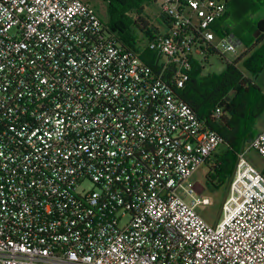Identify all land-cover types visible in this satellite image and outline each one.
I'll return each instance as SVG.
<instances>
[{"label": "built area", "instance_id": "built-area-1", "mask_svg": "<svg viewBox=\"0 0 264 264\" xmlns=\"http://www.w3.org/2000/svg\"><path fill=\"white\" fill-rule=\"evenodd\" d=\"M160 8L168 27L138 51L83 0H0V264H264V171L247 157L264 159V129L215 226L191 182L224 139L180 90L195 61L242 45L218 26L227 2Z\"/></svg>", "mask_w": 264, "mask_h": 264}, {"label": "trees", "instance_id": "trees-1", "mask_svg": "<svg viewBox=\"0 0 264 264\" xmlns=\"http://www.w3.org/2000/svg\"><path fill=\"white\" fill-rule=\"evenodd\" d=\"M151 1L158 0H110L109 19L104 23L112 32L118 34L119 40L125 46L139 51L141 44L147 43L155 34L168 27L169 18L161 8L154 22L143 16L145 4ZM233 1L239 6L236 17L241 22L233 33L245 45H248L247 41L254 35L260 41L264 39V17L258 21L251 18L257 13L255 1L231 0ZM130 12L135 16H130ZM230 15L228 6L227 13L223 20L218 22V26ZM151 57L149 51L142 54V58L150 64ZM240 60L241 58L227 62L225 70L219 75H203L205 66L195 61L189 81L180 90L181 98L200 118L206 119L209 127L216 130L224 139L222 146L212 156L214 166H209L210 171L207 174V183L214 188H219L223 184L230 186L236 169L237 154L245 143H250L256 137L251 133L250 126L264 112V96L259 92L258 86L244 77L238 67ZM257 65V61L253 62V55L243 61V66L256 75L261 67ZM217 107L222 109V114L218 119H214L212 115Z\"/></svg>", "mask_w": 264, "mask_h": 264}, {"label": "rangeland", "instance_id": "rangeland-1", "mask_svg": "<svg viewBox=\"0 0 264 264\" xmlns=\"http://www.w3.org/2000/svg\"><path fill=\"white\" fill-rule=\"evenodd\" d=\"M90 3L96 8L100 18L104 21H108L109 19V11H110V0H89ZM238 1V0H237ZM258 1V10L257 13L254 15V18L258 19L261 16H264V0H257ZM160 5L161 0L158 1H151L145 4L143 16L152 19L151 22H154L155 17L160 12ZM229 8L231 15L229 17V22L235 24V27L240 24L241 22L237 19L236 15L238 12V4L236 2H229ZM130 16H135L131 12L129 13ZM244 54V49L238 50L237 54H228L226 58L223 59L218 55L214 54L208 58L206 62L203 75L207 74H221L225 68L227 62H234L237 61L239 57ZM251 57V56H250ZM249 57V58H250ZM260 55L254 54L253 55V62L257 61V66H261L259 72L257 74L260 77L261 82H258V90L262 92L264 96V62H260L259 60ZM238 67L242 70L244 77L247 79L252 80V71L250 69H246L243 66V63L240 64L238 62ZM264 122V112L258 119L254 120L252 125L250 126V131L253 135H258L259 131ZM250 145L249 142L245 143V146L248 147ZM249 161L259 170L264 171V159L255 151L251 150L247 155ZM214 166V158L212 157L211 160L197 169V171L193 174L191 178V182L194 184V188L196 194L201 197H206L210 199L209 205H201L198 208V212L201 217L210 225L215 226L222 217V205L227 196L229 195V184H223L219 188H214L207 183V174L210 171V167ZM85 189H92V185L90 183H85Z\"/></svg>", "mask_w": 264, "mask_h": 264}, {"label": "crops", "instance_id": "crops-1", "mask_svg": "<svg viewBox=\"0 0 264 264\" xmlns=\"http://www.w3.org/2000/svg\"><path fill=\"white\" fill-rule=\"evenodd\" d=\"M83 1H85V2H88V3H90V1L89 0H83ZM226 2H227V8H228V6H229V1H231V0H225ZM255 1V3H256V5H257V10H258V1L257 0H254ZM91 4V3H90ZM92 5V4H91ZM262 5H264V3L262 4ZM93 6V5H92ZM96 9V8H95ZM264 9V8H263ZM97 10V9H96ZM255 15V14H254ZM254 15L251 17L253 20H255V21H258L259 19H261V18H263L264 16H261L260 18H258V19H256V18H254ZM104 21V20H103ZM105 23H106V21H104ZM223 24H224V26H225V28H226V30H229L232 34H234L233 33V30L236 28L235 27V24L234 23H230L229 22V17L223 22ZM236 30V29H235ZM235 35V34H234ZM242 42V41H241ZM247 44L248 45H245L244 43H242V45L240 46V48L239 49H241V47L244 49V54L241 56V57H239V58H241V60L239 61L240 62V64L241 63H243V61L247 58H249L250 56H252V55H254V54H258V55H260V57H259V60H260V62L262 61V62H264V39H262L261 41H260V39L259 38H257L255 35L254 36H252V38H251V40L249 39V41H247ZM238 58V59H239ZM208 61V60H207ZM206 61V62H207ZM206 62L205 63H203V65L205 66L206 65ZM252 82H253V84L254 85H256V86H258V82H261V79H260V77H258L255 73H253V75H252V80H251ZM262 115H263V113H262ZM264 129V122H263V125H262V127H261V129H260V131L259 132H261L262 130Z\"/></svg>", "mask_w": 264, "mask_h": 264}]
</instances>
